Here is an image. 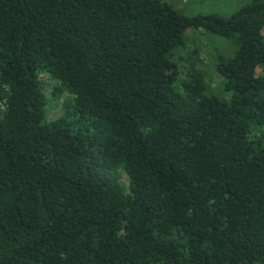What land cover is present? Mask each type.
<instances>
[{
    "label": "trees",
    "instance_id": "obj_1",
    "mask_svg": "<svg viewBox=\"0 0 264 264\" xmlns=\"http://www.w3.org/2000/svg\"><path fill=\"white\" fill-rule=\"evenodd\" d=\"M0 264H264V0H0Z\"/></svg>",
    "mask_w": 264,
    "mask_h": 264
},
{
    "label": "rangeland",
    "instance_id": "obj_2",
    "mask_svg": "<svg viewBox=\"0 0 264 264\" xmlns=\"http://www.w3.org/2000/svg\"><path fill=\"white\" fill-rule=\"evenodd\" d=\"M176 8L186 14H208L219 13L222 15H231L240 7L248 4L251 0H168ZM188 44L191 49L198 52L199 61L206 68L207 77L216 86H219L220 76L215 71V60L219 55H232L235 51V44L231 38H226L211 34L205 31H190ZM45 82L44 91L50 94L51 88L49 83L52 80L48 75L42 77ZM62 101L58 105H53L50 110L49 118H58L63 113ZM124 182H128V177H123Z\"/></svg>",
    "mask_w": 264,
    "mask_h": 264
},
{
    "label": "built area",
    "instance_id": "obj_3",
    "mask_svg": "<svg viewBox=\"0 0 264 264\" xmlns=\"http://www.w3.org/2000/svg\"><path fill=\"white\" fill-rule=\"evenodd\" d=\"M5 108V106L4 105H2V109H4Z\"/></svg>",
    "mask_w": 264,
    "mask_h": 264
}]
</instances>
